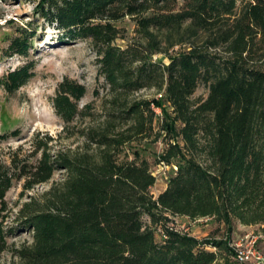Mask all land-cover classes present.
I'll return each instance as SVG.
<instances>
[{
	"label": "trees",
	"instance_id": "1",
	"mask_svg": "<svg viewBox=\"0 0 264 264\" xmlns=\"http://www.w3.org/2000/svg\"><path fill=\"white\" fill-rule=\"evenodd\" d=\"M33 2V14L60 30L58 42H89L106 89L99 108L79 107L85 86L61 80L52 105L61 132L80 141L51 150L56 138L36 133L35 163L18 150L0 160V256L10 252L0 264H231L234 221L264 235V0ZM125 16L134 32L121 45L116 22ZM30 34L12 36L6 49L26 55ZM31 68L7 72L4 90L26 83ZM199 84L206 95L192 98ZM142 88L162 92L171 109L155 101L165 110L160 130L154 100L133 96ZM162 130L166 145L155 160L174 168L154 196L156 176L136 145ZM20 179V195L51 182L14 213L6 192ZM172 216L210 217L227 232L198 238ZM19 227L31 238L16 246L9 236Z\"/></svg>",
	"mask_w": 264,
	"mask_h": 264
},
{
	"label": "rangeland",
	"instance_id": "2",
	"mask_svg": "<svg viewBox=\"0 0 264 264\" xmlns=\"http://www.w3.org/2000/svg\"><path fill=\"white\" fill-rule=\"evenodd\" d=\"M33 5V0H0V79L7 72L28 63L32 64L33 72L26 83L12 92L5 91L0 82V160L6 163H9L10 157L16 150L19 157L28 158L29 163H35L39 153L30 155V152L32 139L36 133L38 137L48 133L56 138L51 142V150L65 146L71 141L70 146H74L80 141L77 138H66L65 133L61 132L63 121L55 113L52 105V98L61 80L68 78L85 86V94L78 101L79 107L88 101H94L99 108L100 97L105 94L106 89L103 77L98 74L96 55L89 42L81 38L58 42L61 36L60 30L54 24H48L35 16L32 11ZM116 25L124 29V37L116 40L118 44L123 45L134 32V22L130 17L125 16L117 21ZM23 31L31 33V44L27 54L10 53L6 48L12 36L19 35ZM174 49L178 50V46H174ZM153 58H161L162 61L167 62V58L161 53L154 54ZM95 89L98 90V97L94 96ZM206 92L207 88L199 84L191 97L205 96ZM133 96L154 100L152 104L156 112L154 127L160 130L165 110L155 105V101L163 103L167 112L171 111L162 92L154 88H142L133 93ZM87 122L85 119L80 124H87ZM164 134L162 130L157 140L153 141L150 138L136 145L141 155L149 160L150 168L156 176L155 183L150 187L154 196L164 188L167 177L174 168V165L159 163L155 160L166 145ZM60 175V170H57L52 179H57ZM50 182L51 180L35 184L20 195L23 179L14 181L6 192V199L13 207L14 213L31 195L37 196L47 189ZM13 223L16 224V222ZM172 224L198 238L222 237L227 232V227L223 223H218L210 217L189 219L185 216H172ZM259 229V225H243L234 221L229 237L240 248L252 241L253 248L264 257V235ZM30 238L29 230L19 227L9 236V241L17 246ZM157 238L159 239V235ZM0 257L2 260H8L10 252L5 251ZM231 264L238 263L232 258ZM244 264L258 263L256 259H251Z\"/></svg>",
	"mask_w": 264,
	"mask_h": 264
},
{
	"label": "built area",
	"instance_id": "3",
	"mask_svg": "<svg viewBox=\"0 0 264 264\" xmlns=\"http://www.w3.org/2000/svg\"><path fill=\"white\" fill-rule=\"evenodd\" d=\"M253 242L251 241L250 244L245 245L243 248H240L239 245L236 246V254L234 257V260L238 264H244L248 261H251V259H256L257 263L264 264V257L261 256L254 248H253Z\"/></svg>",
	"mask_w": 264,
	"mask_h": 264
}]
</instances>
